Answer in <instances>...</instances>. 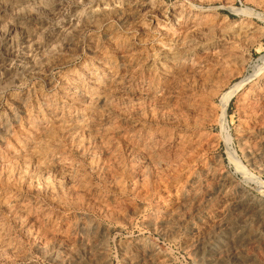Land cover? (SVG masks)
<instances>
[{"label": "rangeland", "instance_id": "rangeland-1", "mask_svg": "<svg viewBox=\"0 0 264 264\" xmlns=\"http://www.w3.org/2000/svg\"><path fill=\"white\" fill-rule=\"evenodd\" d=\"M262 183L264 0H0V264H264Z\"/></svg>", "mask_w": 264, "mask_h": 264}, {"label": "bare ground", "instance_id": "bare-ground-1", "mask_svg": "<svg viewBox=\"0 0 264 264\" xmlns=\"http://www.w3.org/2000/svg\"><path fill=\"white\" fill-rule=\"evenodd\" d=\"M32 3V2H31ZM4 4V3H3ZM2 20V19H1ZM200 24V23H199ZM197 26V25H196ZM209 29V28H208ZM179 37V36H178ZM219 51V50H218ZM217 62V61H216ZM201 72V71H200ZM74 83V82H73ZM253 88V87H252ZM74 90V89H73ZM238 89H234V90H232L230 93H228V94H226L223 98V106H222V109L224 110L226 107H227V105H228V103H229V101H230V99H231V97L233 96V94H235V92L237 91ZM247 96V95H246ZM90 97V96H89ZM260 97V96H259ZM244 102V101H243ZM202 104V103H201ZM193 111V110H192ZM184 135V134H183ZM183 138V137H182ZM176 146V145H175ZM159 154V153H158ZM207 170V169H206ZM207 172V171H206ZM205 173V172H204ZM262 185V187H264V183H262L261 184ZM222 187V186H221ZM73 188V187H72ZM66 189V188H65ZM84 189V188H83ZM75 190V189H74ZM262 190V189H261ZM225 191V190H224ZM77 194V193H76ZM226 194V193H225ZM222 195V194H221ZM72 196V195H71ZM75 197V196H74ZM81 197V196H80ZM83 199V198H82ZM79 201V200H78ZM81 201V200H80ZM228 202V201H227ZM234 202V201H233ZM77 203V202H76ZM238 204V203H237ZM250 205H252V204H250ZM18 206V205H17ZM249 206V205H248ZM254 207V206H253ZM251 208V207H250ZM245 209V208H244ZM247 209V208H246ZM263 209V210H262ZM171 210V209H170ZM250 210V209H249ZM254 211H255V209H254ZM257 211L258 212H260L261 213V215H263V211H264V204H263V207H260L259 206V208L257 209ZM22 212V211H21ZM35 212V211H34ZM250 212V211H249ZM253 212V211H252ZM251 212V213H252ZM246 213V212H245ZM248 213V212H247ZM255 213V212H254ZM259 213V214H260ZM114 214V213H113ZM244 214V213H243ZM258 214V213H257ZM46 215V214H45ZM108 215H110V214H108ZM237 215V214H236ZM239 215V214H238ZM41 216V215H40ZM114 215H112V217H113ZM177 216V215H176ZM155 217V216H154ZM260 217V216H259ZM178 218V217H177ZM180 218V217H179ZM178 218V219H179ZM261 218V217H260ZM263 218V217H262ZM37 219V218H36ZM243 220V219H242ZM261 220V219H260ZM164 221V220H163ZM264 221V220H263ZM257 222V221H256ZM87 223V222H86ZM165 223V222H164ZM260 223V222H259ZM263 224V223H262ZM75 225V224H74ZM169 225V224H168ZM259 225V224H258ZM245 226V225H244ZM165 227V226H164ZM178 228V227H177ZM235 229V228H234ZM233 229V230H234ZM237 229V228H236ZM170 230V229H169ZM219 230V229H218ZM249 230V229H248ZM171 231V230H170ZM225 231V230H224ZM172 232V231H171ZM174 232H175V230H174ZM210 232H212V231H210ZM242 233H241V236L242 237H244V236H246L247 234L245 233V231H241ZM249 232H251V230L249 231ZM252 232H253V230H252ZM235 233H238V232H235ZM172 234V233H171ZM174 234V233H173ZM216 234V233H215ZM234 234V233H233ZM240 234V233H239ZM246 234V235H245ZM251 234V233H250ZM81 235H83V234H81ZM225 235V234H224ZM202 236V235H201ZM235 236V235H234ZM237 236V235H236ZM247 238H248V236H246ZM256 237V236H255ZM202 238H203V236H202ZM239 239H240V237H238ZM247 238H243V240L244 239H247ZM252 238H253V236H252ZM259 238V237H258ZM254 239V238H253ZM252 239V240H253ZM217 240V239H216ZM241 241V240H240ZM248 242V241H247ZM246 242V243H247ZM5 243V242H4ZM94 243V242H93ZM259 243V242H258ZM255 244H257V242L255 243ZM89 245V244H88ZM252 245V244H251ZM99 246V245H98ZM196 246V245H195ZM254 246V245H253ZM189 247V246H188ZM198 247V246H197ZM243 247V246H242ZM252 247V246H251ZM58 248V247H57ZM80 248V247H79ZM92 248V247H91ZM187 248V247H186ZM244 248V247H243ZM242 248V249H243ZM126 249V248H125ZM124 249V250H125ZM130 249V248H129ZM241 249V248H240ZM258 249V248H257ZM188 250V249H187ZM200 250V249H199ZM212 250V249H211ZM253 250V249H252ZM39 251V250H38ZM69 251V250H68ZM194 251V250H193ZM76 252V251H75ZM148 252V251H147ZM103 253H105V252H103ZM196 253V252H195ZM247 253V252H246ZM143 254V253H142ZM212 254V253H211ZM68 255V254H67ZM129 255V254H128ZM149 255V254H148ZM59 256V255H58ZM80 257V256H79ZM83 257V256H82ZM94 257V256H93ZM129 257V256H128ZM211 257V256H210ZM219 257V256H218ZM236 257V256H235ZM87 258V257H86ZM140 258V257H139ZM151 258H153V260H159L160 258H161V256L159 255V254H157V253H152L151 254ZM197 258V257H196ZM214 258H216L215 257V255H214ZM237 258V257H236ZM240 258V257H239ZM54 259V258H53ZM65 259V258H64ZM66 259H67V257H66ZM149 259V258H148ZM199 259H200V257H199ZM202 259V258H201ZM137 260H138V258H137ZM207 260H209V258L207 259ZM254 260H255V258H254ZM58 261V260H57ZM61 261V260H60ZM132 261V260H131ZM149 261H151V260H149ZM237 261V260H236ZM239 261V260H238ZM219 262H222L223 263V261H219ZM240 262V261H239ZM74 263V262H73ZM87 263V262H86ZM90 263V262H89ZM97 263V262H96ZM144 263V262H143ZM218 262H216V260H213L212 258H211V260H210V262H209V264H217ZM225 263V262H224ZM223 263V264H224ZM254 263V262H253ZM156 264V263H155ZM207 264V263H206ZM225 264H227V263H225ZM243 264V263H242ZM259 264V263H258Z\"/></svg>", "mask_w": 264, "mask_h": 264}]
</instances>
